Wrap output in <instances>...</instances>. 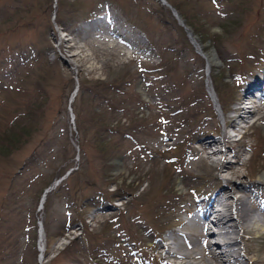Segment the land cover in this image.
<instances>
[{"label": "rangeland", "instance_id": "obj_1", "mask_svg": "<svg viewBox=\"0 0 264 264\" xmlns=\"http://www.w3.org/2000/svg\"><path fill=\"white\" fill-rule=\"evenodd\" d=\"M166 1L180 2L178 10L201 51L217 53L209 72L161 0H0V264H101L93 258L94 247L108 249L120 240V224L144 242L142 222L134 225L139 219L146 222V233L152 226L180 250L187 249L182 244L187 236L194 244V252L185 251L194 256L189 263L205 264L185 211L191 196L218 181L229 184L227 178L239 185L257 183L264 171V121L259 120L264 107L241 122L254 123L247 135L236 124L228 130L219 119L220 110L234 108L246 77L258 70L264 76L256 69L264 58V0ZM103 4L118 10L116 24L91 21ZM110 81H123L122 105L121 97L100 87ZM84 84L89 92L76 97L72 123L69 96L75 85ZM198 96L218 147L227 151L223 160L232 169L226 175L206 162V150L195 152L200 144L190 143L193 131L185 126L192 129L204 114L195 107ZM101 102L107 114L124 106L133 118L124 121L121 112L116 123L113 115L108 123L95 122L93 111ZM17 120L20 126L13 127ZM177 168L185 172L183 179ZM58 177L65 179L38 212L43 191ZM160 186L166 192L156 194ZM115 189L120 197H114ZM241 191L230 202L241 198L252 208ZM251 216L259 217L257 211ZM37 222L46 234L40 251ZM247 237L243 242L254 246L256 257L260 239L256 233ZM112 255L117 259L120 252Z\"/></svg>", "mask_w": 264, "mask_h": 264}, {"label": "bare ground", "instance_id": "obj_2", "mask_svg": "<svg viewBox=\"0 0 264 264\" xmlns=\"http://www.w3.org/2000/svg\"><path fill=\"white\" fill-rule=\"evenodd\" d=\"M193 39V38H192ZM205 59L207 62V66H211L215 64L216 62V55L212 56L211 54L205 55ZM261 80H255L252 83H248L245 91L242 94H239L237 97L236 105L234 108H232V112L236 113L238 112V117L245 121L248 116L245 115V112L243 110V103L245 98L249 94H251V91L254 89H257L260 87ZM264 107V100L256 102V108L261 109ZM232 124H236V119L233 117V115L229 116L228 122H225V125L228 126V129L232 128ZM223 135L225 137H229L227 132L224 131ZM220 140L215 138L214 136L209 135L208 139H205L203 142H201V148L199 151L209 149L208 151H205L204 158L206 162L213 167H217L220 169V173L223 175H226L225 173H228L229 170L232 169L231 164L227 160L224 159V154H226L225 147L219 148ZM214 146V147H213ZM229 149V147H228ZM214 157H220V160H214ZM237 162V161H236ZM224 178V176H221ZM229 180V184L226 183L224 186H222L218 191H215V193L210 196V199L207 201L205 210H199V214L202 215V217L205 219V221H209L212 223V225L216 228L214 231L211 230L208 235H214L216 238L214 244L217 245V247L220 249L218 254H214L210 248V245H204L205 248V255L215 262V264H261L264 263V216L262 218L260 217H250V212L253 211H261L264 214V203L257 204L253 203L252 208L248 207L246 204V200L244 199H233V194L237 190H241V188H247L245 185H238L234 183L233 181H230V178H227V181ZM258 181L260 183H264V171L259 174ZM246 191V190H245ZM247 192V191H246ZM213 217V218H212ZM250 217V218H249ZM211 220V221H210ZM206 224V223H205ZM204 224V225H205ZM41 236L42 235V231ZM257 232L259 235V246L257 249V256L255 257V251L254 246H245L244 244V251L246 252L247 256L246 258L242 256L240 251L236 247L237 245V239L234 237L236 234L244 235L246 233H254ZM207 239V235L204 237V242ZM168 247V248H167ZM154 249H157L158 251H166L167 255L175 258L179 264H189L187 260H192L194 256H189V254H181L173 251L171 249L170 244H160L159 247H153ZM171 249V250H170ZM263 250V256H261V251ZM135 258L138 257L139 251L137 248L134 249ZM201 256H199L200 258ZM249 259V260H247ZM247 260V263L246 261ZM205 264H214L209 261H206Z\"/></svg>", "mask_w": 264, "mask_h": 264}, {"label": "trees", "instance_id": "obj_3", "mask_svg": "<svg viewBox=\"0 0 264 264\" xmlns=\"http://www.w3.org/2000/svg\"><path fill=\"white\" fill-rule=\"evenodd\" d=\"M100 87H104V88H111L112 87V85L111 84H109V82L107 83V82H103L101 85H100ZM34 104V102H32V105ZM32 108V107H31ZM25 113H26V110L23 112V113H20L19 114V116L18 117H24V115H25ZM20 122H21V120H17V121H14L13 123H12V126L13 127H19L20 126ZM29 126H25V128H28ZM13 131V130H12ZM8 133V132H7Z\"/></svg>", "mask_w": 264, "mask_h": 264}]
</instances>
